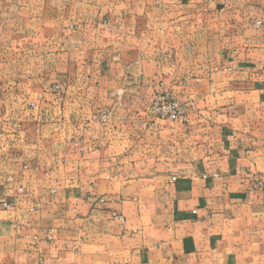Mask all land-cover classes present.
<instances>
[{
  "label": "crops",
  "instance_id": "obj_1",
  "mask_svg": "<svg viewBox=\"0 0 264 264\" xmlns=\"http://www.w3.org/2000/svg\"><path fill=\"white\" fill-rule=\"evenodd\" d=\"M203 1L210 24L193 26L191 55L180 34L192 27L123 21L111 31L136 45L134 59L82 58L97 72L66 73L53 104H7L0 264H264V0H181ZM20 17L0 8V65L10 50L39 61L57 45L50 28L38 40L41 10L28 15L32 26ZM142 31L161 33L162 50L147 41L140 54ZM164 91L193 104L187 126L150 122L142 102Z\"/></svg>",
  "mask_w": 264,
  "mask_h": 264
},
{
  "label": "rangeland",
  "instance_id": "obj_2",
  "mask_svg": "<svg viewBox=\"0 0 264 264\" xmlns=\"http://www.w3.org/2000/svg\"><path fill=\"white\" fill-rule=\"evenodd\" d=\"M193 4L184 5L181 0H0V8L25 11V17L20 18L26 21V23L23 22V25L26 27L33 25V22H30L32 18H28V15L41 10V17L35 22L41 26L38 40L46 42L50 34L49 30L51 29L52 41H57V45L52 48L54 51L50 50L51 48L40 50L42 59L39 61L33 60L32 54L29 53L31 50H22L21 52H18L17 49L10 50L11 64L0 65V75L11 74L12 76L10 81L0 79V120L6 114L7 104L14 102V100L16 103L18 96H21L20 100L24 99L23 102L20 101L21 107L27 105L30 109L36 110L39 106L50 104L52 101L55 102L57 98H60V94L68 86L62 80L66 73L89 71L93 74L97 72V67L92 66L93 63L90 66L82 64V58H84V61L86 59L96 60L99 58L98 55L103 52V55L106 56L110 64L116 59L119 61L120 56L126 62L134 59L136 49L134 50L133 47L136 45L131 43V41H121L124 37L113 34L111 31L117 26V23L123 24L124 21L127 26L129 24H138L143 29L156 25L177 26L185 24L187 27H192L191 30L187 28L185 33L180 34L183 37V41L186 42L185 47L190 46V49L187 48L185 50L186 55H191L192 42L196 39L195 35H197V33H194L193 26L203 27L202 30H204V26H209L210 24L209 14L211 13L209 7L205 6L206 1ZM120 13H124V15L121 17ZM17 18L18 16L10 17L13 21L17 20ZM212 19H215V17ZM218 19L217 23L222 24L223 21L219 16ZM17 23L18 21L15 22V24ZM55 28L57 29L56 38L53 34ZM205 32L202 31L201 33L203 40L205 39ZM169 35H172V33ZM126 36L128 37L129 34H126ZM98 37L101 40L104 38L105 42L102 41L98 44L91 41V39H97ZM139 38L144 41L142 48L138 50L140 54L146 51L144 47L147 41L157 42L159 44L157 46L159 48L157 49L162 50L163 45L161 42L163 41V35L161 33H146L142 31L139 34ZM167 38L166 35L164 41H167ZM32 39L31 34H25V40ZM174 41H179L178 35L174 37ZM68 44L72 46L69 47ZM50 51H52L55 59H53L54 56L52 58L48 56ZM173 51H176L175 55H177V47H174ZM19 54H22V57H17ZM66 56H69L73 61L66 64ZM161 56L162 54L158 51L152 55L156 59ZM109 70L110 66L107 71L109 72ZM14 74H18L19 77H26V80L15 81ZM24 92H26V98L23 97L25 95ZM58 94L59 96L55 97ZM166 94L185 107L187 117L191 115L193 107L191 102H185L175 92L164 91L159 94L156 93L142 102L143 107L147 109L145 113L148 115L151 123L155 124L159 121L152 120L149 114L150 107L161 96ZM50 98H52L51 101L49 100ZM106 112L109 114L110 121L111 112L109 110ZM29 119L27 117V120ZM96 119L102 123L97 116ZM189 119L188 117L187 124L165 121L187 126L190 122ZM3 163L0 160V172H5ZM19 193L27 196L25 190L24 192H20L19 190Z\"/></svg>",
  "mask_w": 264,
  "mask_h": 264
},
{
  "label": "built area",
  "instance_id": "obj_3",
  "mask_svg": "<svg viewBox=\"0 0 264 264\" xmlns=\"http://www.w3.org/2000/svg\"><path fill=\"white\" fill-rule=\"evenodd\" d=\"M257 27L261 25V22L256 23ZM149 114L153 121H174L181 122L183 124L188 123V117L185 107H183L175 99L171 98L170 95L166 94L161 96L149 109ZM97 118L106 124L109 122V114L106 111L97 114ZM214 177H217L214 175ZM176 178L174 177L173 180ZM20 192H24L20 189ZM11 205L8 202H0V209H10Z\"/></svg>",
  "mask_w": 264,
  "mask_h": 264
}]
</instances>
